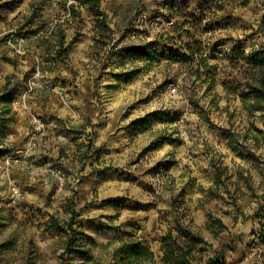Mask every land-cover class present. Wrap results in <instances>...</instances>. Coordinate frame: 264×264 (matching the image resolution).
Listing matches in <instances>:
<instances>
[{
  "label": "rangeland",
  "instance_id": "rangeland-1",
  "mask_svg": "<svg viewBox=\"0 0 264 264\" xmlns=\"http://www.w3.org/2000/svg\"><path fill=\"white\" fill-rule=\"evenodd\" d=\"M100 6L104 19L84 0H0V86L14 84L0 103V264H94L84 244L113 263L126 234L159 264L179 223L225 264H264V103L247 105L264 0ZM159 14L169 26L150 24ZM140 19L151 40L131 38Z\"/></svg>",
  "mask_w": 264,
  "mask_h": 264
},
{
  "label": "trees",
  "instance_id": "trees-1",
  "mask_svg": "<svg viewBox=\"0 0 264 264\" xmlns=\"http://www.w3.org/2000/svg\"><path fill=\"white\" fill-rule=\"evenodd\" d=\"M84 3L94 12L96 19H104L107 17L106 12L101 9L100 0H84ZM33 5L34 2L31 3V6ZM70 9L75 12L73 5ZM251 55L253 57L251 58L252 63L258 69L253 71L250 77L251 83L249 84L250 93L254 95V98L250 100L249 104L247 102V105L253 112L264 103V46L257 49L254 48L251 51ZM11 80L12 78H8L7 82L0 86V103L8 104L11 101L14 93V84H11ZM5 111L6 105L0 108V140L6 135V118H4L3 114ZM210 219L211 222H208V230L213 234L217 235L226 229L221 219L212 214ZM68 225L71 224L68 223ZM53 226H55L60 233H66L58 226L56 219L53 221ZM204 245L209 246L215 254L213 256H206ZM76 248L75 252L77 254L86 260L95 262L94 264H100V262L91 254V250L86 248L85 244L79 245ZM159 252V264H225V262L222 261L221 251L214 250L212 244L208 243L202 235L180 223L177 227L170 228L167 234L162 237V244ZM111 256L114 258V262L108 264L157 263L155 252L149 247L144 246L141 243V240L135 238L132 234H126L124 238L119 240V244L114 249ZM61 259L63 261L65 260L64 254H62ZM64 264L73 263L68 262Z\"/></svg>",
  "mask_w": 264,
  "mask_h": 264
},
{
  "label": "built area",
  "instance_id": "built-area-1",
  "mask_svg": "<svg viewBox=\"0 0 264 264\" xmlns=\"http://www.w3.org/2000/svg\"><path fill=\"white\" fill-rule=\"evenodd\" d=\"M165 15L164 14H159L157 17H155L154 22H150L151 25H167L169 26V24L171 22L166 21ZM139 22H141L140 25H138L137 27L139 28L138 31L133 30L130 34L131 38H135V39H140V40H151L147 35L148 33L144 30V26H147V23H145L146 25L143 24V22H145L144 19H140ZM149 24V23H148ZM175 93H177V88H172L170 94L174 95ZM36 135L32 138L31 142L29 143V145L20 151L19 155L16 157V159L14 161H23L26 158V155L29 154L30 150H32L34 148V146H36L37 140L40 137V135H43L42 133V128L40 126H36ZM57 177L59 178V180L61 181V184L64 181V176L61 174V171L57 172ZM14 192L15 194H18L19 189L17 187H14Z\"/></svg>",
  "mask_w": 264,
  "mask_h": 264
}]
</instances>
